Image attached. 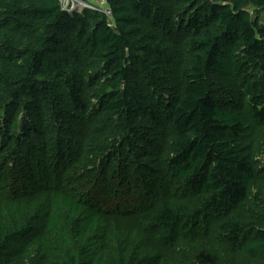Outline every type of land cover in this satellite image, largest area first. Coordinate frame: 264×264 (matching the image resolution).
<instances>
[{
    "label": "trees",
    "instance_id": "trees-1",
    "mask_svg": "<svg viewBox=\"0 0 264 264\" xmlns=\"http://www.w3.org/2000/svg\"><path fill=\"white\" fill-rule=\"evenodd\" d=\"M0 0V264H264V0Z\"/></svg>",
    "mask_w": 264,
    "mask_h": 264
},
{
    "label": "built area",
    "instance_id": "built-area-1",
    "mask_svg": "<svg viewBox=\"0 0 264 264\" xmlns=\"http://www.w3.org/2000/svg\"><path fill=\"white\" fill-rule=\"evenodd\" d=\"M64 12H82L85 9L105 14L109 18L113 16L107 0H60Z\"/></svg>",
    "mask_w": 264,
    "mask_h": 264
},
{
    "label": "rangeland",
    "instance_id": "rangeland-1",
    "mask_svg": "<svg viewBox=\"0 0 264 264\" xmlns=\"http://www.w3.org/2000/svg\"><path fill=\"white\" fill-rule=\"evenodd\" d=\"M258 160L260 161V167L264 168V153H259Z\"/></svg>",
    "mask_w": 264,
    "mask_h": 264
}]
</instances>
